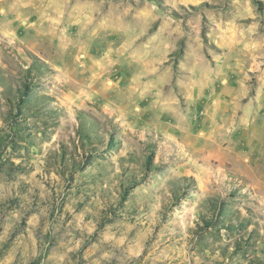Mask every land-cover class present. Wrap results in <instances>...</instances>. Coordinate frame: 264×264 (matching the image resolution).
<instances>
[{"label": "rangeland", "instance_id": "1", "mask_svg": "<svg viewBox=\"0 0 264 264\" xmlns=\"http://www.w3.org/2000/svg\"><path fill=\"white\" fill-rule=\"evenodd\" d=\"M40 1L0 0V264H264V0Z\"/></svg>", "mask_w": 264, "mask_h": 264}, {"label": "bare ground", "instance_id": "2", "mask_svg": "<svg viewBox=\"0 0 264 264\" xmlns=\"http://www.w3.org/2000/svg\"><path fill=\"white\" fill-rule=\"evenodd\" d=\"M45 3V0H42V1H40V4L42 5V4H44ZM26 8V7H25ZM12 16V15H11ZM108 17V16H107ZM110 17L112 18V16L110 15ZM33 19L35 20V27H37L38 26V29L39 30H42L43 28H45V29H49V28H54V26L56 25V27L58 26V23H53V21L48 17V13H47V11L46 10H37L36 12H35V15H34V17H33ZM18 20V18L17 17H15L14 19H11V20H8L7 21V26L8 27H14V28H17L18 27V24L16 23V21ZM120 23V22H119ZM14 25V26H13ZM89 25V24H88ZM87 25V26H88ZM90 26V25H89ZM88 26V27H89ZM55 27V28H56ZM84 28V27H83ZM13 30V29H12ZM56 31V30H55ZM84 35V33H82V35L81 36H83ZM54 36H56V34H54ZM80 36V37H81ZM85 36H87V35H85ZM88 37H90V35L88 36ZM82 38V37H81ZM60 41H64V39H62V38H60ZM122 48V47H121ZM120 52V51H119ZM121 52H125L124 51V46H123V48H122V50H121ZM118 55H116V57H117ZM106 57V56H105ZM104 62H106V63H110L112 60H114V58H112L110 55H108V57L106 58V60H104V59H102Z\"/></svg>", "mask_w": 264, "mask_h": 264}]
</instances>
